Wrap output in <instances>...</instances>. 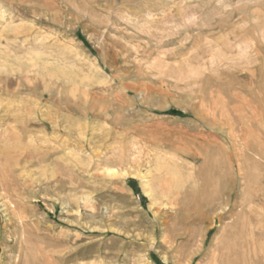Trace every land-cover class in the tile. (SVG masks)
Masks as SVG:
<instances>
[{
    "label": "rangeland",
    "instance_id": "obj_1",
    "mask_svg": "<svg viewBox=\"0 0 264 264\" xmlns=\"http://www.w3.org/2000/svg\"><path fill=\"white\" fill-rule=\"evenodd\" d=\"M1 52L0 264H264V0H0Z\"/></svg>",
    "mask_w": 264,
    "mask_h": 264
},
{
    "label": "bare ground",
    "instance_id": "obj_2",
    "mask_svg": "<svg viewBox=\"0 0 264 264\" xmlns=\"http://www.w3.org/2000/svg\"><path fill=\"white\" fill-rule=\"evenodd\" d=\"M157 6V5H156ZM260 10V9H259ZM258 10V11H259ZM256 12H257V10H256ZM258 13V12H257ZM262 13V12H261ZM79 19V18H78ZM212 28V27H211ZM212 32V31H211ZM19 34V33H18ZM210 34V33H209ZM20 35V34H19ZM7 55V54H6ZM4 53H0V69H5L6 67H7V65H8V63L7 62H9L10 60V58L8 59V57L6 56ZM10 57V56H9ZM38 56H36V58H37ZM40 59V58H39ZM37 63V62H36ZM39 63H40V61H39ZM13 64V63H12ZM34 64V63H33ZM38 64V63H37ZM33 66V65H32ZM39 66H41V65H39ZM38 67V66H37ZM56 67V66H55ZM10 68V67H9ZM41 70H43V69H41ZM44 70H45V68H44ZM62 69H53L52 71H50V69L48 70L47 69V71H48V74L50 75V80H53V79H60V78H62L63 77V75H65V73L63 74V70L61 71ZM45 72H46V70H45ZM70 73V72H69ZM44 74V73H43ZM47 74V73H46ZM67 74V73H66ZM48 75V76H49ZM67 75H70V74H67ZM46 76V75H45ZM71 76V75H70ZM34 77V76H33ZM65 77H66V75H65ZM1 78V77H0ZM64 78V77H63ZM2 79V78H1ZM0 79V80H1ZM65 79V78H64ZM71 79V78H70ZM69 80V79H68ZM54 82H55V80H53ZM71 81V80H70ZM59 82V81H58ZM69 82V81H68ZM72 82V81H71ZM23 83V82H22ZM41 83V82H40ZM64 83H67L66 81L64 82ZM70 83V82H69ZM20 84H21V82H20ZM23 85H25L24 83H23ZM27 87H28V85H27ZM38 87V86H37ZM34 88V87H33ZM33 88H32V90H33ZM36 92V91H35ZM35 101H37V99L35 100ZM58 101V100H57ZM38 102V104L40 103V101H37ZM36 104V103H35ZM0 109H1V107H0ZM41 109V108H40ZM44 114V113H43ZM65 115V114H64ZM50 120V119H49ZM68 120V119H67ZM51 121V120H50ZM66 121V120H65ZM54 122H55V120H54ZM45 123V122H44ZM53 125V124H52ZM86 130V129H85ZM88 131V130H87ZM87 134V133H86ZM85 136V135H84ZM90 137V136H89ZM85 138H86V136H85ZM88 138V137H87ZM42 156V155H41ZM37 157V156H36ZM2 158H5L4 157V155H1L0 154V159H2ZM175 159V158H174ZM176 160V159H175ZM178 160V159H177ZM19 161H21L20 159H19ZM43 161V160H42ZM171 161H172V159H171ZM179 161V160H178ZM21 163V162H20ZM19 163V164H20ZM173 164V163H172ZM183 165V164H182ZM184 165H186L185 164V162H184ZM173 166V165H172ZM171 166V167H172ZM177 166V165H176ZM175 166V167H176ZM170 167V166H169ZM181 167V166H180ZM161 168V167H160ZM159 168V169H160ZM163 168H164V166H163ZM177 168V167H176ZM176 168H174V166H173V170L175 171V169ZM184 168V167H183ZM165 169V168H164ZM160 172V171H159ZM163 172V171H162ZM166 173H167V171H165ZM172 172V171H171ZM169 174V173H168ZM162 176H163V174H161ZM167 176V175H166ZM171 177V176H170ZM159 178H160V176H159ZM166 178V177H165ZM174 178V177H173ZM209 179V178H208ZM38 180V179H37ZM170 180H171V178H170ZM175 180H176V178H175ZM223 180V179H222ZM162 181V180H161ZM173 181V180H172ZM171 181V182H172ZM212 181V180H211ZM168 183V182H167ZM170 183V182H169ZM174 183V182H173ZM176 183H177V181H176ZM207 183H209V182H207ZM211 183V182H210ZM175 184V183H174ZM173 184V185H174ZM178 185H179V183H177ZM41 185V184H40ZM219 185V184H218ZM224 185V184H223ZM168 186H170V185H168ZM167 186V187H168ZM180 186V185H179ZM178 186V187H179ZM211 186H212V184H211ZM178 187H175L174 189H173V192H171L170 193V196H171V198H172V200L175 202V200H176V198H177V196H179V192H178ZM207 188V187H206ZM209 188V187H208ZM218 189V188H217ZM205 191V190H204ZM224 191H225V189H224ZM211 192H212V190H211ZM226 192V191H225ZM165 193V192H164ZM164 193H162V194H164ZM198 193V192H197ZM196 193V194H197ZM218 193H219V191H218ZM224 193V192H223ZM166 194V193H165ZM183 194V193H182ZM209 194H210V192H209ZM222 194V193H221ZM211 195V194H210ZM226 195V194H225ZM228 195V194H227ZM183 196H184V194H183ZM195 196V195H194ZM200 196V195H199ZM218 196V195H217ZM182 197V196H181ZM181 197H180V199H181ZM192 197V196H191ZM207 197V196H206ZM212 197V196H211ZM219 197V196H218ZM202 198H204V197H202ZM208 198V197H207ZM213 198V197H212ZM168 199H169V197H168ZM210 199V203H211V198H209ZM208 199V200H209ZM162 199H160V201H161ZM171 200V201H172ZM197 200H198V198H197ZM201 201H202V199H200ZM204 200H205V198H204ZM214 200V199H213ZM177 201V200H176ZM187 201H188V199H187ZM193 201V200H192ZM183 202V201H182ZM186 202V201H185ZM194 202H195V200H194ZM197 202V201H196ZM214 202V201H213ZM173 203V202H172ZM201 203V202H200ZM202 203H203V201H202ZM186 204V203H185ZM203 204H205V201H204V203ZM195 205V204H194ZM202 205V204H201ZM217 205V204H216ZM200 206V205H199ZM192 207V206H191ZM194 207V206H193ZM192 207V208H193ZM209 207H210V204H209ZM196 208V207H195ZM216 208H218V207H216ZM212 210H213V208H212ZM188 213V212H187ZM204 214V213H203ZM174 218H176V217H174ZM197 219V218H196ZM200 219H201V217H200ZM172 220H174V219H172ZM176 221V220H175ZM202 221V220H201ZM206 221V220H205ZM174 223V222H173ZM174 225H176V224H174ZM167 228V227H166ZM233 230V229H232ZM225 231H226V229H225ZM224 231V232H225ZM228 231V230H227ZM173 232V231H172ZM228 233V232H227ZM230 233V232H229ZM229 233L228 234H226L225 233V235H226V238H224L225 240L224 241H222L223 243V247H225V244H227V241L228 240H226L227 239V235H229ZM223 234L224 233H222V236H223ZM225 235L223 236V237H225ZM221 236V237H222ZM220 237V238H221ZM230 237V236H229ZM228 237V238H229ZM233 237V236H232ZM219 238V239H220ZM206 239V238H205ZM27 240H28V237H27ZM29 241V240H28ZM221 241V240H220ZM245 241V240H244ZM237 245V249H236V247H235V245H234V242H233V244H228L227 245V250H226V252H224V255H223V258L222 259H220V260H214L215 261V264H247V262H248V256H249V252L248 253H246V249H244V246L242 245V244H240V243H236ZM244 244V243H243ZM245 244H246V242H245ZM214 245V244H213ZM226 248V247H225ZM221 249V252L223 251V249L224 248H220ZM42 260H44V259H42ZM258 260V259H257ZM36 261V258H33L32 257V253H31V248L29 247V246H23L22 245V247L20 248V251H19V253H18V255H17V257H15V260H13V262H14V264H35L34 262ZM255 261V260H254ZM39 262V261H38ZM41 263H43V261L41 262ZM257 263V262H256ZM258 264V263H257Z\"/></svg>",
    "mask_w": 264,
    "mask_h": 264
}]
</instances>
